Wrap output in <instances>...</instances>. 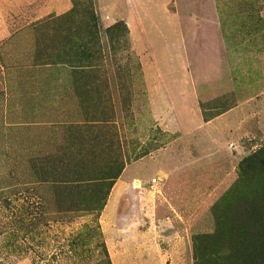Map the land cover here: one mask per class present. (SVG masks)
Listing matches in <instances>:
<instances>
[{
	"label": "rangeland",
	"instance_id": "rangeland-1",
	"mask_svg": "<svg viewBox=\"0 0 264 264\" xmlns=\"http://www.w3.org/2000/svg\"><path fill=\"white\" fill-rule=\"evenodd\" d=\"M69 1L0 14V264H264V0Z\"/></svg>",
	"mask_w": 264,
	"mask_h": 264
},
{
	"label": "crops",
	"instance_id": "crops-1",
	"mask_svg": "<svg viewBox=\"0 0 264 264\" xmlns=\"http://www.w3.org/2000/svg\"><path fill=\"white\" fill-rule=\"evenodd\" d=\"M26 0H0V14L7 12V9L9 12L7 13H14L16 9H25L26 4L24 3ZM71 3L69 0H44V5L40 7L36 11V13L42 14V15H49V14H64L70 9ZM5 9V10H4ZM127 25L131 29V24L128 23L126 19ZM135 24L136 21H135ZM138 185V183H137Z\"/></svg>",
	"mask_w": 264,
	"mask_h": 264
},
{
	"label": "trees",
	"instance_id": "trees-1",
	"mask_svg": "<svg viewBox=\"0 0 264 264\" xmlns=\"http://www.w3.org/2000/svg\"><path fill=\"white\" fill-rule=\"evenodd\" d=\"M71 175H74V177L72 179H70L68 181H66V180L60 181V183L67 185L70 182H72V183H75L76 186H80L81 188H83L85 185L90 183L92 180H95V179L90 178L88 175L87 176H82V175H77V174H71ZM80 205L84 206V205H86V203H80Z\"/></svg>",
	"mask_w": 264,
	"mask_h": 264
}]
</instances>
